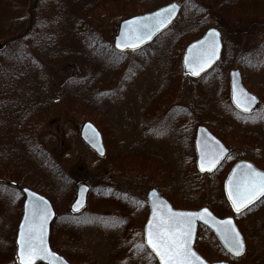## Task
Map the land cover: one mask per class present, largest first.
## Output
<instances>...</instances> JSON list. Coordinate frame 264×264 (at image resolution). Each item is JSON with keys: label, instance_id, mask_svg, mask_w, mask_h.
Here are the masks:
<instances>
[{"label": "rangeland", "instance_id": "rangeland-1", "mask_svg": "<svg viewBox=\"0 0 264 264\" xmlns=\"http://www.w3.org/2000/svg\"><path fill=\"white\" fill-rule=\"evenodd\" d=\"M33 1L35 0H0V43L12 31H24L29 23L28 8ZM83 1L68 0L71 8L75 9H79ZM187 3L188 7L193 5L189 0ZM118 22L119 17L113 16L98 28L102 42L111 47ZM176 23L150 45V51L142 50L143 52L136 55L142 57L143 61L140 63L133 61L129 65V73L126 68L124 76L106 81L103 92L100 91V97L101 94H105L104 98H99V106L89 109L99 121L107 141L105 142L107 149H110L112 155L116 154L113 160L119 170L110 169L108 160L98 158L81 142L79 128L86 120L81 116L70 112L54 114L37 131L39 144L48 155L67 173L70 172L76 182L84 181L91 187L89 209L83 215L67 216L66 212H63L64 215L57 218L54 224V246L67 249L66 252L77 264H157L144 247L139 234L146 217L142 210L145 193L153 186L160 191L163 190V186L171 193L174 187L165 186L167 175L159 169L150 168L146 172L136 173L129 171L128 165L144 163L148 157L154 161L157 168L171 166L170 173L174 172L177 185L178 182H181L179 184L181 186L192 180L198 187L193 188L191 196L186 198L188 204H195L196 208L209 206L215 214L225 215L227 209L221 203L216 187L219 177H216L217 180L208 177L200 179L196 177L191 167L193 138L191 126L195 123L202 121L227 136L239 134L246 135V138H256L260 141V150H254L249 145L228 143L232 150L230 159L261 156L260 158L264 160L261 153L264 152V67L255 73L251 70L246 73L248 83L246 85L263 98V102L248 118H240L233 110L231 111L227 104V76L224 81V75L230 68L240 69L245 63L239 59L235 50L241 36L248 46H256L258 43L262 46L264 32L258 31L263 29L242 34L234 27L235 24L228 23L226 29L221 28L226 41L230 43L227 61L225 60L223 65H217L198 80L187 81L184 80L179 65L180 53L182 54V50L179 49L180 43L177 42L178 39L174 41L175 36L179 34ZM210 26L214 25L199 29L196 38ZM257 53L259 50L248 51L247 64L256 61L264 64V55L259 57ZM117 55L124 56L123 59L130 58L129 54ZM250 55L260 60L248 58ZM51 72V85L54 90H59L66 81L78 75L81 77L85 71L75 63H68L52 67ZM101 109L104 112H99ZM174 114L179 119L177 122L182 124V131L189 132V145L187 134L186 138L184 132L181 137L178 132L175 133V127L178 125L173 123ZM147 127H150L149 133L144 132ZM151 164L149 165L152 166ZM107 183L111 190H115L113 194L117 196L121 194L119 200L110 198L109 193L103 199L100 197L99 189L106 187ZM55 187L57 188L56 185ZM180 188L172 192L179 193L175 199H178L184 190ZM92 198L95 201H92ZM21 200L17 189L0 186V264H16L11 253L12 249L14 251L13 236ZM113 205H117V208L113 207L117 210L108 208ZM62 208L63 206H59V209ZM235 218L245 234L247 251L240 258L228 256L224 257L225 260L229 259L233 264H264V196ZM133 227L137 228H134L133 232L137 233V238L131 239ZM198 239V244L201 245L208 260L220 259L219 255L223 249L209 231L202 229Z\"/></svg>", "mask_w": 264, "mask_h": 264}, {"label": "trees", "instance_id": "trees-1", "mask_svg": "<svg viewBox=\"0 0 264 264\" xmlns=\"http://www.w3.org/2000/svg\"><path fill=\"white\" fill-rule=\"evenodd\" d=\"M164 1L84 0L79 9L71 8L68 0H35L30 4L29 23L24 31H12L1 40L4 49L0 52V178L15 180L19 186L28 185L53 198L59 216L64 215L63 212L70 216L67 204L73 197L76 181L41 147L37 131L51 116L61 112L98 123L89 109L97 107L99 98H104L105 94L100 97V91L103 92L105 82L120 75L123 68L122 60H110L114 50L102 42L98 28L113 16L120 20ZM177 1L183 8L176 21L181 50L207 25L226 29L232 22L243 34L262 29L258 32H264V0H189L193 2L190 7L187 0ZM244 44L246 42L238 43L235 50L239 59L245 61L241 67L253 71L252 64H247L243 55ZM228 46L223 44V64L228 58ZM68 63L79 65L85 72L54 90L50 82L51 68ZM244 82L247 83L246 77ZM34 122L38 123L35 129ZM216 134L226 141L222 134ZM245 139L260 150V141L246 135H230L228 143L249 145ZM260 157L251 160L264 169V160ZM223 169L224 165L220 167ZM0 186L4 187L1 183ZM59 206H63L62 210ZM226 209L230 211L229 206ZM198 242L197 238L195 248L208 258ZM224 257L226 254L222 252L219 258Z\"/></svg>", "mask_w": 264, "mask_h": 264}, {"label": "water", "instance_id": "water-1", "mask_svg": "<svg viewBox=\"0 0 264 264\" xmlns=\"http://www.w3.org/2000/svg\"><path fill=\"white\" fill-rule=\"evenodd\" d=\"M179 10L180 6L176 2H172L154 11L144 14H135L122 19L118 23L117 32L113 39V48L118 51H126L137 49L145 45L161 31L166 29L176 19ZM161 19H165L163 26L158 23ZM138 27L140 29L139 31L137 30ZM214 33L216 35H214ZM137 37H140V39H137ZM214 42L217 44L215 55H213L211 60L207 63L201 62L198 58L205 50L209 49ZM132 45H135V47ZM2 48L3 45L0 43V51ZM221 50L222 42L219 30L215 27L206 29L201 37L193 40L186 46L181 57L183 72L185 74H189L193 78L201 76L220 60ZM229 90L231 104L242 113H251L259 102V99L254 94L250 93V91H248L243 85L238 69H232L229 71ZM253 97L255 99H252ZM245 108L248 110L245 111ZM79 135L82 142L92 149L97 155H104L105 148L101 134L91 121L88 120L83 122ZM194 147L197 155V168L203 173L212 171L229 153V149L226 148L219 139H217L205 126L202 125H199L196 128ZM249 165L251 168H249ZM253 170L255 173H264L263 170L257 168L253 163L246 160H240L233 165L224 181L226 199L234 212H236V210L233 206L232 199L229 197V189L230 187L235 188L237 185H243L249 174L253 173ZM0 182L5 181L0 179ZM11 184L16 185L14 182H11ZM88 191L89 186L87 184L83 182L77 184L75 198L70 204V210L72 212L78 213L83 210L86 205ZM21 192L23 195L21 217L19 219L16 237L14 240L16 263L26 264L27 257L22 251L21 233L27 232L29 225L34 224L38 229V235L42 236L43 248L46 251L37 252V254L31 258V264H70L63 256L53 252L50 247V227L52 221L56 217L55 209L50 200L46 196L27 187L21 188ZM261 196L262 195H259L253 202ZM147 199L149 202L150 214L144 226V242L156 256L159 264H163V261L151 245L148 244V225L150 222L155 224L161 218L166 219L169 209L176 213L195 214L192 217V235L188 241L189 248L195 253V257L192 258V264H201V261L203 264H228L226 261L208 262L194 249L195 234L198 223L207 226L229 254L235 257H239L244 254V238L236 226L232 216L219 218L207 208H201L197 211L173 210L167 203L166 199L161 197L155 190H150L148 192ZM204 209H207L208 212L204 213ZM45 212L48 214L47 219H42ZM229 220H231L229 228L234 229L235 232L239 233V237L244 244V250L240 255H235L232 251H230V245L235 238V232L226 233L224 230H218L221 225ZM41 222L42 229L40 228Z\"/></svg>", "mask_w": 264, "mask_h": 264}, {"label": "snow or ice", "instance_id": "snow-or-ice-1", "mask_svg": "<svg viewBox=\"0 0 264 264\" xmlns=\"http://www.w3.org/2000/svg\"><path fill=\"white\" fill-rule=\"evenodd\" d=\"M165 19L159 20L158 23L163 26ZM137 30H140L139 27ZM214 35L216 34L214 33ZM137 39H140V37H137ZM132 46L135 47V45ZM216 47L217 44L214 42L198 59L207 63L215 55ZM252 99L255 98L253 97ZM247 110L245 108V111ZM249 168H251L250 165ZM259 195H264V173H255L254 170L253 173L249 174L243 185H237L235 188L230 187L229 189V197L232 199L236 212H240L252 204ZM203 212L207 213L208 210L204 209ZM47 215V212H45L42 219H47ZM193 215L195 214L176 213L169 209L166 219L161 218L155 224L149 223L148 244L157 252L163 264H192V258L195 257V253L189 248L188 241L192 235L191 224ZM230 225L231 220L221 225L218 230H224L226 233L235 232L234 229L229 228ZM40 228L42 229V222ZM21 237L22 251L27 257L26 264H31V258L37 252L46 251L43 248L42 236L38 235V229L33 224L29 225L27 232L21 233ZM243 250V241L240 239L239 233L235 232L230 251L235 255H240ZM201 264H203L202 261Z\"/></svg>", "mask_w": 264, "mask_h": 264}, {"label": "bare ground", "instance_id": "bare-ground-1", "mask_svg": "<svg viewBox=\"0 0 264 264\" xmlns=\"http://www.w3.org/2000/svg\"><path fill=\"white\" fill-rule=\"evenodd\" d=\"M172 2H176L179 6H180V10H179V12H178V15H177V17H176V19L166 28V29H164L163 31H161L157 36H155L150 42H148V43H146L145 45H143V46H141V47H139V48H137V49H132V50H126V51H118V50H116V49H114V48H112L113 50H114V54H113V56H112V54H111V61L112 62H115V61H123V63H122V66H123V71H122V73L120 74V75H118V76H124V74L123 73H125V69L127 68V73H129V65L133 62V61H135V62H142L143 60H142V57L140 58V56H136V55H139L138 53H141V52H146V51H150V49H151V47H150V45L151 44H153L158 38H159V35L160 34H162V33H164L165 31H167L177 20H178V18L180 17V15H181V12H182V4L180 3V2H178L177 0H170V1H164L163 3H161V4H159V5H157L156 7H154V8H152V9H150V10H147V11H143V12H139V13H136V14H144V13H148V12H151V11H154V10H156V9H159V8H161V7H164V6H166V5H168V4H170V3H172ZM120 22V21H119ZM118 22V23H119ZM117 28H118V25H117ZM243 34V33H242ZM178 37H179V34L177 35V36H175V38H174V41L175 40H177L178 39ZM196 38V37H195ZM195 38H193V39H191V40H189V41H193V40H195ZM243 36H241V42L240 43H242V42H244L243 41ZM197 39V38H196ZM220 39H221V42L224 44H226V45H229L230 43H228L227 41H226V39H225V37H224V34H223V32L221 31L220 32ZM177 42H179L178 40H177ZM189 43V42H188ZM187 43V44H188ZM186 44V45H187ZM186 45H184L183 47H182V53L184 52V50H185V48H186ZM245 46V48H246V51H245V54H243L244 56H245V58L247 57V53H248V51H250V50H252V49H254V50H259V53H257L258 55H259V57H260V55L261 56H263L264 55V41H263V43H262V46H261V44L260 43H258V44H256V46L254 45H252V46H248V43H246V44H244ZM3 49H4V46H3V48H2V50L0 51V52H2L3 51ZM143 50V51H142ZM125 53H128L129 55V57L130 58H124L123 59V57L124 56H119V55H117V54H125ZM150 53V52H149ZM114 55H115V57H114ZM148 55V54H147ZM239 55V54H238ZM240 57V56H239ZM248 58H255L254 60H260V58H258V57H253V55H250ZM247 59V58H246ZM260 62L259 61H256V63H252V66H253V71H254V73L255 72H258V71H261V70H263L262 68L264 67V64H259ZM249 70L250 69H244V68H242V67H240V69H239V72H240V75H241V78L244 80V78L246 77V73L247 72H249ZM203 75H205V74H202L199 78H201ZM117 76V77H118ZM117 77H114V78H117ZM113 78V79H114ZM198 78V79H199ZM250 93H252V94H254L260 101H262L263 102V98L258 94V93H255V92H253V91H251ZM102 112H104V111H101V113ZM176 114V113H175ZM174 114V119H173V121H177V120H179V119H177V116ZM176 118V119H175ZM37 124L38 123H36V122H34V123H32V127L35 129L36 127H37ZM97 124V126H98V128H99V132H100V134H101V138H102V141H103V144H104V142H106L107 143V141H106V139H105V135H104V133H103V130L101 129V127L99 126V121H98V123H96ZM199 125V122H197V123H195L194 125H192L191 127L194 129V127H196V126H198ZM229 127H231V126H229ZM232 128V127H231ZM149 130H150V127H147L145 130H144V132H147L148 131V133H149ZM190 137H188V143H189V141H190V139H189ZM192 141H193V143H194V138H192ZM245 141L246 142H248L247 141V139H245ZM249 143V146L250 147H252L254 150H258V148H257V146L255 145V144H252V143H250V142H248ZM115 155L116 154H109V152H105L104 153V155H102V156H98V158H100V159H105V160H108L109 161V163H107V164H110L111 162H113L114 160V158H115ZM263 156H264V153H263ZM164 173H166V172H164ZM195 175H196V177H198V178H200V179H204V178H218V180L220 179V177L223 175V173H222V171L219 169V166L217 165L212 171H210V172H208L207 174H206V172L205 173H203V172H201V171H197L196 173H195ZM219 175V176H218ZM217 178H216V180H217ZM1 180H4L5 182H2V185H4V186H6V187H10V188H14V189H17V191L19 192V194H22V192H21V188H23V187H27V188H30V189H33L32 187H30V186H28V185H20L19 186V184L15 181V180H11V179H4V178H0ZM71 179L72 180H74L75 181V179H74V177H71ZM67 181H69L70 179L69 178H67L66 179ZM11 182H14V183H16V185H12L11 184ZM185 182V181H184ZM76 187H77V184H76V182H75V184H74V192H76ZM180 187H182V189L184 188V190L182 191V193L180 194V196L178 197V199H175L176 198V196L179 194V193H177V194H172V192L173 191H177L178 189H181ZM193 188H198L197 186H195V184L192 182V180H189L188 182H185L184 184H182L181 186L180 185H177L176 187H174V189H173V191L170 193V195L168 196V198H166V201H167V203L171 206V208L173 209V210H184V211H197V210H199V209H201V208H207L210 212H212V213H214V211H212V209L209 207V206H199V207H195L194 205L195 204H188L189 202L186 200V198L187 197H189V196H191V193L193 192V191H191ZM35 190V189H34ZM37 191V190H36ZM90 191V190H89ZM88 191V194H87V199H86V205H85V207L83 208V212L80 214V215H83L88 209H89V204L91 203V198H89V194H90V192ZM38 193H40V194H42V195H44V196H46L49 200H50V202H51V204L53 205V207H54V209H55V212H56V217L59 215V211L56 209V207H55V202H54V199L53 198H51V197H49V196H47V195H45V194H43V193H41V192H39V191H37ZM99 192H100V197L103 199L104 198V196L105 195H107L108 193H109V197L110 198H113V199H115V200H119L121 197H120V195L121 194H118V196L116 195V194H113V193H115V190H111V187H110V185H109V183H107V186L106 187H103V189H99ZM147 195H148V192L146 191V193H145V196L147 197ZM114 196V197H113ZM219 196H220V198H221V203H223L224 204V206L225 207H227V206H229V203H228V201H227V199H226V195H225V192H224V188L223 189H221V191L219 192ZM92 201H95L94 200V198H92ZM138 201V200H137ZM136 201V202H137ZM97 202V201H96ZM95 202V203H96ZM68 203H70V201L68 202ZM94 202H92V204H93ZM97 204V203H96ZM132 204H133V202H132ZM138 204V203H137ZM111 206V205H110ZM67 207H68V205H67ZM117 208V205H113L112 207H109L108 206V208H112V209H114V208ZM251 207V206H250ZM249 207V208H250ZM115 210H117V209H114V211ZM130 210H131V213H132V211H133V206L131 205L130 206ZM18 211H19V216H18V218H17V223H16V229H15V233H14V236H13V239L15 240V237H16V232H17V228H18V224H19V219H20V217H21V206H19L18 207ZM94 212V211H93ZM116 213H118V211H116ZM226 215H232V213H231V211H227L226 213H225V215H223V216H221V217H224V216H226ZM55 217V218H56ZM130 222V221H129ZM54 224H55V222H54V220L52 221V223H51V227H50V234H49V238L51 239V237H54L55 236V233H54ZM143 225H144V223H143ZM201 226H203V224H200V223H198V226H197V229H196V234H195V236L198 238V235L200 234V231L202 230H200V228H201ZM51 247V250L53 251V252H56V253H58L59 255H61V256H63L68 262H70V264H76V262H75V260H73L70 256H69V254L66 252V250L65 249H63V248H60V247H56V246H50ZM130 252H131V250H130ZM149 254V253H148ZM150 257H151V255H150ZM152 259V258H151ZM223 260V259H222ZM221 260V261H222ZM153 261V260H152ZM153 263H154V261H153ZM228 264H233L232 263V261L231 260H229L228 262H227Z\"/></svg>", "mask_w": 264, "mask_h": 264}, {"label": "flooded vegetation", "instance_id": "flooded-vegetation-1", "mask_svg": "<svg viewBox=\"0 0 264 264\" xmlns=\"http://www.w3.org/2000/svg\"><path fill=\"white\" fill-rule=\"evenodd\" d=\"M176 106H177V104L176 103H174ZM176 122L177 121H173V123L175 124V125H178V126H176L175 127V133L177 134V132H178V135L181 137V134H182V132H184V136L187 134L188 135V137H190L189 136V132H187V131H185V130H183L182 131V124H180V122H177L178 124H176ZM213 123V122H212ZM214 124V123H213ZM210 125V124H209ZM207 127H208V129H209V131L211 132V133H213L226 147H228L229 148V153H228V155H226L224 158H223V160L220 162V164L218 165L219 166V169H220V167L222 166V165H224V169L223 170H221L222 171V173L224 172V170L226 169H228L227 171H226V173H225V175L222 177H220V179L216 182V187H217V190H219V188L221 187L222 189L224 188V181H225V179H226V177H227V175H228V173H229V171L231 170V168L233 167V165L235 164V162L238 160V159H236L235 161H234V159H230V155H231V153H232V150H231V148L228 146V141L230 140V136H227V134H223L222 132H220V131H217L216 129L214 130L213 129V127L210 125V127L207 125ZM196 129H195V127H194V129H193V138H195V131ZM216 132L218 133H220V134H222L225 138H226V141H224L219 135H217L216 134ZM186 137V136H185ZM187 138V137H186ZM227 142V143H226ZM188 145H189V143H188ZM188 145H187V148H188ZM112 148H114V147H112ZM185 148H186V145H185ZM180 151H181V149L179 150V153H180ZM106 152H109V154L111 153L110 152V149L108 150L107 149V147H106ZM190 158H191V167H192V170H193V172H197L198 171V168H197V155H196V151H195V147H194V145H193V141H192V151H191V153H190ZM168 159H170V157L168 156ZM151 161H152V164H151ZM232 163V164H231ZM254 163V162H253ZM149 164H151L152 166H150ZM174 164H175V162H174ZM256 166H258L256 163H254ZM108 166L110 167H112L113 166V169H115L116 171L117 170H119L118 169V165L116 164V162L115 161H113V162H111L110 164H108ZM229 167V168H228ZM259 167V166H258ZM140 168V169H139ZM150 168H154V170H157V169H159V171H162V172H166L165 174L167 175V180L164 182V184H165V186H168V187H170V188H173V187H175V185H177V181H175V174H174V172L172 171L171 173H170V171H171V166H169V165H166V166H164V167H162V168H157L156 166H155V164H154V161L152 160V159H150V157H148V159L146 160V162H144V163H134V164H130V165H128V169H129V171H135V173L136 172H139V171H141V172H146L147 170H149ZM112 169V168H111ZM207 174V173H206ZM73 176V175H72ZM181 182H178V185L180 184ZM167 184V185H166ZM149 189H154V190H156V192L160 195V196H163V197H165V198H168V196L170 195V193L162 186V189L163 190H159V189H157L156 187H150ZM91 191V190H90ZM89 191V192H90ZM148 191V190H147ZM167 192V193H166ZM68 205V211H69V213L71 214V212H70V203H68L67 204ZM142 210H144V213L146 214V217H145V222H146V220H147V217H148V214H149V212H150V210H149V202H148V200H147V198H146V196H145V203H144V206L142 207ZM83 211H80V212H78V213H75V214H81ZM98 213V212H97ZM145 222H144V224H145ZM133 226H136V225H133ZM134 228L135 227H133L132 229H131V231H132V233L134 232ZM135 229H137V228H135ZM139 234H140V237H141V239L143 240L144 239V225H142V228L140 229V231H139ZM131 239L132 238H137V233L135 232V234L133 233L132 234V236L130 237ZM129 238V239H130ZM54 241V237H52V242Z\"/></svg>", "mask_w": 264, "mask_h": 264}]
</instances>
